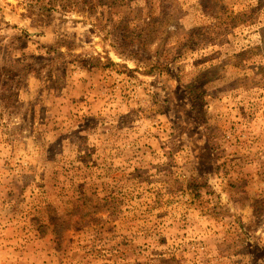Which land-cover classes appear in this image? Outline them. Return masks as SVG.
Wrapping results in <instances>:
<instances>
[{
  "label": "rangeland",
  "instance_id": "1",
  "mask_svg": "<svg viewBox=\"0 0 264 264\" xmlns=\"http://www.w3.org/2000/svg\"><path fill=\"white\" fill-rule=\"evenodd\" d=\"M0 264H264V0H0Z\"/></svg>",
  "mask_w": 264,
  "mask_h": 264
}]
</instances>
